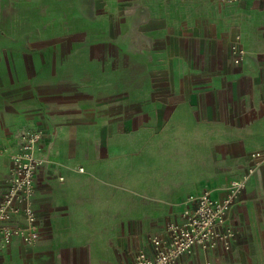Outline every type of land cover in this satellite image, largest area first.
<instances>
[{"label": "crops", "instance_id": "0c3cea01", "mask_svg": "<svg viewBox=\"0 0 264 264\" xmlns=\"http://www.w3.org/2000/svg\"><path fill=\"white\" fill-rule=\"evenodd\" d=\"M177 9L0 0V189L22 134H44L22 204L40 235L15 239L3 264H121L152 253L191 194H222L264 150V0H229L189 28ZM228 223L242 231L231 251L196 248L182 264H264V163Z\"/></svg>", "mask_w": 264, "mask_h": 264}, {"label": "built area", "instance_id": "2783aa9c", "mask_svg": "<svg viewBox=\"0 0 264 264\" xmlns=\"http://www.w3.org/2000/svg\"><path fill=\"white\" fill-rule=\"evenodd\" d=\"M231 50L237 63L244 60L245 50L238 40L232 43ZM43 142L42 132H25L10 155L9 171L0 189V252L15 239L33 244L39 238L38 216L22 204L35 190V175L44 162L38 155ZM250 159L245 176L232 180L222 194H215L210 188L191 194L188 209L181 219L169 221L165 236L152 239V253L139 251L133 259L121 264H182V259L192 255L196 248L231 251L239 230L228 223V215L245 191L248 178L264 163V150L252 152ZM20 215L26 223L18 220ZM0 264H3L1 260Z\"/></svg>", "mask_w": 264, "mask_h": 264}, {"label": "rangeland", "instance_id": "374dc122", "mask_svg": "<svg viewBox=\"0 0 264 264\" xmlns=\"http://www.w3.org/2000/svg\"><path fill=\"white\" fill-rule=\"evenodd\" d=\"M229 0H166V3L174 4L177 7V14L180 15L182 19V26L184 28H189L192 24L199 23L201 25H206L208 21L216 15L217 9L221 4H225ZM3 179L0 177V186ZM242 235V231H239V236L236 241L239 242V239ZM261 244L264 245V237L261 239ZM257 258L264 260V251L257 252ZM207 261H210L211 264H214L213 259L204 258L202 264H207ZM234 260L230 261V264H233Z\"/></svg>", "mask_w": 264, "mask_h": 264}]
</instances>
